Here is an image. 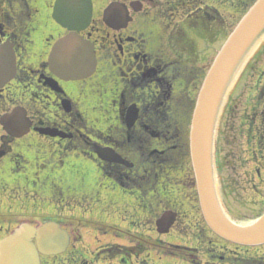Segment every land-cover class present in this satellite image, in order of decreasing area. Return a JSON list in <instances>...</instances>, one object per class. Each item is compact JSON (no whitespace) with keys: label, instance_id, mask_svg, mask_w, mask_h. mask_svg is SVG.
<instances>
[{"label":"flooded vegetation","instance_id":"1","mask_svg":"<svg viewBox=\"0 0 264 264\" xmlns=\"http://www.w3.org/2000/svg\"><path fill=\"white\" fill-rule=\"evenodd\" d=\"M105 1L98 17L95 0H91L88 25L82 30H69L52 17L55 0H0V45L7 44L16 59L13 78L0 87V117L18 107L28 124L21 137L11 136L0 124V163L7 157L10 183L3 195L12 199L17 196L12 193L22 190L24 194L30 192L31 199L46 196L53 202L50 207L54 213L30 210L34 217L18 216L19 221L34 225L56 221L69 236L65 250L41 256V264H152V252L159 258L186 264H264V245L244 246L216 236L202 222L197 199H177L184 194L181 188L185 176L177 174L183 168L191 169L189 128L202 80L193 60L194 41L183 27L187 24L194 29L195 25L177 19L179 8L185 5L179 0H174L177 4L162 0ZM110 2L126 8L129 20L125 25L115 21L111 26L103 20V9ZM42 13L48 14L52 27L36 41V28L31 25L33 18L37 21ZM70 33L89 42L95 53V70L82 79L64 80L50 70L54 45ZM29 55L36 60L23 62ZM243 72L247 81L235 85L225 101L224 126L232 134L230 138H242L244 165L252 151L258 150L264 158V67L244 68L240 74ZM13 82L28 86L18 91ZM237 86V95L229 100ZM46 107L47 113L43 112ZM27 145L32 152L31 161L26 162L31 166L29 172L25 168ZM104 150L121 162L107 159L109 155L103 158L100 152ZM23 172L28 174L22 176ZM242 173L239 178L245 176L242 181L249 184L246 180L250 178ZM189 175L194 178L193 172ZM174 186L181 187L177 189L181 194H174ZM118 190L136 199L130 202L133 197H119L126 201L118 207L129 209L125 211L129 220L126 228L99 220H90V227H86L89 221L55 213L58 203L70 205L91 199L90 204L97 205V199H116ZM187 201L195 207L193 219L186 213L190 206ZM130 210L134 213L128 215ZM165 213L174 216L167 234L175 233L186 217L190 244H168L191 250L192 262L183 256H166L161 244L157 248L150 242L154 239L151 236L163 241L158 222ZM3 215L0 213L4 230L1 237L16 224L10 218L4 220ZM85 228L120 240L124 236L127 243L102 244L95 251L89 250L73 238L72 230L79 229L82 237ZM59 255L63 257L58 259Z\"/></svg>","mask_w":264,"mask_h":264},{"label":"water","instance_id":"2","mask_svg":"<svg viewBox=\"0 0 264 264\" xmlns=\"http://www.w3.org/2000/svg\"><path fill=\"white\" fill-rule=\"evenodd\" d=\"M91 0H56L53 19L69 30H82L91 20ZM103 20L113 25L129 20L123 4L110 3L103 12ZM264 34V0H256L232 30L217 52L200 87L190 125V155L195 175L200 208L207 225L218 236L243 245L264 243V213L248 224L230 220L221 206L214 174L213 143L215 126L227 88L240 68L248 52ZM56 54L50 60L51 69L59 77L81 79L93 73L95 55L92 45L73 33L57 44ZM15 56L8 47H0V86L13 77ZM1 124L12 136L27 132L25 113L15 108L0 118ZM18 129L12 133L9 126ZM106 158V150L100 152ZM103 153H106L105 155ZM107 159L121 162L115 154ZM174 219L165 213L158 222V230L165 233ZM69 241L66 231L55 222L34 226L19 224L10 234L0 240V264H40V254H58L65 250Z\"/></svg>","mask_w":264,"mask_h":264},{"label":"rangeland","instance_id":"3","mask_svg":"<svg viewBox=\"0 0 264 264\" xmlns=\"http://www.w3.org/2000/svg\"><path fill=\"white\" fill-rule=\"evenodd\" d=\"M166 1H169L172 4H177V2H175L174 0H162L161 3H165ZM253 1L254 0H229L228 2L226 0H179L178 1V3L184 4L185 6L179 8L177 12L178 14L177 19L186 20V21L189 20L193 22L192 23L193 25H195L194 27H192L194 29H190L191 26H188L187 24H183V27L186 29L187 34L194 41L196 52H193V56H194L193 60L197 63V68L200 74L199 78L204 76L212 60L214 59L217 51L225 41L226 37L234 28L236 23L240 20L244 11H246L249 8V6L252 4ZM106 3L107 1L105 0H95L96 16L100 17V14L102 12L101 9L106 5ZM210 7H213V9L215 10L217 9V14L219 15V17L217 21L213 20V22H211L210 20H208L205 23L207 18L212 15V12H214V10H212V8ZM189 9H192V12ZM47 16L48 14L42 13L41 17H39L37 21H35V18H33L31 26L33 28H36L35 31H33V38L36 39V41L40 40L42 36V32L46 28L50 29L52 27L51 20L48 21ZM221 19H223L222 24H221ZM47 22H48L47 26L43 27V24H46ZM250 53H252V55L250 54L251 56L248 55V57L250 56L251 59L247 63L246 67L247 68L264 67V39H263V43L258 44V46ZM33 60H36L34 55L32 57L30 56L29 58H25L22 61L28 63ZM240 72L241 69L238 71V73L236 74L233 80V83L231 85L232 87L231 91L235 85L240 86V84L245 83L247 81L246 73L243 72V74L241 75L239 74ZM13 83L18 87L16 88V90L18 91H24L25 89L24 86H28L21 83H15V82ZM239 86H237L236 91L234 92V94L232 93L229 100H232L233 97L237 95L240 88ZM227 105L230 106L229 103ZM38 109L42 111V107H40L39 105H38ZM233 111H234L233 114H235L236 110H234V106H233ZM43 112L47 113L48 108L46 107L45 110H43ZM221 112L219 114L216 123L214 148H213L214 166H215V173L217 179L216 180L217 192L220 197L221 203L223 204V208L225 212L236 222L246 223L255 219L258 213L261 210H264V158L260 157L258 150L252 151V156L248 159L249 161H247L243 165L244 160L241 159V157L245 153L244 142L242 138L240 136L238 137L237 135H235L233 138H230L232 134L230 133V131L227 132V129L224 126L227 123L224 108L223 110L221 109ZM0 133H1V129H0ZM29 148H30L29 145H27L25 148L27 151L26 153L27 158L25 159V168L27 169L28 172L31 170V166H28L26 162L31 161L32 158V152L30 151ZM257 153L258 155L256 156ZM6 158H4V160L0 163V213L24 214L29 212L28 208L30 206H34L35 208L34 210H38L41 212H43V210L52 212L53 210L50 207L51 201L46 196H42L43 199H39V198L31 199L30 192L24 194L22 190L20 191V193H12L17 195V196H13L12 199L3 195V191L6 193L8 192L6 190L7 187L10 185L8 180L9 176L7 174L8 159L5 161ZM21 165L23 164L21 163ZM246 169L250 171L251 175L249 174V172L246 171ZM190 172H192L190 166L186 167L185 171L183 168L182 171L178 172L177 175H179L180 178H182L184 175L185 176L182 178L183 179L182 188L174 186L173 188L175 191L174 194H176V192L181 188L182 193L184 194L187 193V194L185 197L183 196L184 194H182V197H178L177 199H197L198 201L196 187H195V180L194 178H190L189 175ZM240 173H242V175L246 174V176L250 178V179L247 178L246 180V181L249 180L250 182L249 184L243 183L242 180L245 179V176L243 178H239ZM26 174L28 173L23 172L22 176H25ZM20 184L26 192L27 188L25 189L24 182H22V180ZM177 194L179 195L181 194V192H177ZM121 196L133 197L128 201L130 202L136 201V199H134L135 198L134 195H130L129 193L124 194L123 191L118 190V195L116 199H97L98 202L97 205L90 204V202L92 201L91 199H85V200L81 199L77 203L70 205H68L67 203L63 204V202H61L58 204L59 208L55 210V213H64L65 216L70 218L89 221L86 222L87 224L86 227L88 226L90 227L89 224L90 220H99L117 225L119 227L126 228L127 226H129V220L127 219L128 217L126 216L125 211H128L129 209L124 210L118 207V204L120 202L126 201V199H119V197ZM109 200L113 201L114 203L105 204V202H109ZM189 205L190 206L186 213L189 218L193 219L195 217L196 210L192 203H189ZM85 208H87V211L86 213H83ZM52 213H54V211ZM133 213L134 211L130 210L128 215ZM22 217L32 218L34 217V215L29 214ZM184 217L182 218L183 221L181 220L177 225L175 233L174 231H171L168 234L166 233L164 235H161V239L167 241L170 244H175V245L190 244L187 243L188 241H190V237H189L190 232L187 231L188 221L186 217L185 218ZM201 220L202 222H204L203 218H201ZM79 229L72 230L74 240L76 239L75 241L78 242V244L80 245L83 242V244H85L87 248L92 251H95V249L102 244L127 243L124 236H122V239L120 240L114 238L113 236L99 235L98 233L91 231L90 228L83 229L81 231L82 234L81 237L79 235L80 232ZM3 233H4L3 227L0 226V237ZM185 236H188L189 239ZM151 238L154 239H150V242H154L157 240L156 237L154 236H151ZM203 244L204 241H202V245ZM261 248H262V252L264 253V246ZM60 257L63 256L59 255L58 259H60ZM149 259L152 264H186L180 261H176L173 258H167V257L159 258L158 255L153 252L150 253ZM118 264L121 263L119 262Z\"/></svg>","mask_w":264,"mask_h":264},{"label":"trees","instance_id":"4","mask_svg":"<svg viewBox=\"0 0 264 264\" xmlns=\"http://www.w3.org/2000/svg\"><path fill=\"white\" fill-rule=\"evenodd\" d=\"M215 14H217L216 11H214ZM215 19L217 18L216 16L214 17ZM4 220L6 219H11L12 221H15L16 223L19 222L18 216L19 215H11V214H4ZM155 243V246L158 248V246L161 244V251L162 253L165 254L166 256H183L184 258H188L191 262L194 260L192 251L189 249L181 248V247H175L173 245H170L166 242H160L158 240L152 242Z\"/></svg>","mask_w":264,"mask_h":264}]
</instances>
